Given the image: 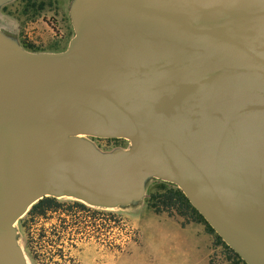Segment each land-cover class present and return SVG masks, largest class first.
<instances>
[{
	"label": "water",
	"instance_id": "obj_1",
	"mask_svg": "<svg viewBox=\"0 0 264 264\" xmlns=\"http://www.w3.org/2000/svg\"><path fill=\"white\" fill-rule=\"evenodd\" d=\"M68 16L60 51L0 21V264H29L16 222L39 199L136 208L152 179L264 264V0H71Z\"/></svg>",
	"mask_w": 264,
	"mask_h": 264
},
{
	"label": "rangeland",
	"instance_id": "obj_2",
	"mask_svg": "<svg viewBox=\"0 0 264 264\" xmlns=\"http://www.w3.org/2000/svg\"><path fill=\"white\" fill-rule=\"evenodd\" d=\"M70 1L13 0L5 4L1 16L13 26L23 47L33 46L31 51H60L67 47L73 35L68 16ZM92 140L101 150L129 144L123 138ZM158 182L163 181L152 179L148 183L146 196L138 207L110 210L122 218V226L111 224L107 230L102 216L88 218L79 212L76 217L80 225H75L73 233L69 232V239L61 241L49 240L55 241L52 230L60 229L59 217L64 215L53 214L48 221L32 222L25 213L16 226L29 264H42L41 260L45 264H64L59 250L73 258L67 264H233L223 247L215 244L214 234L204 223L185 222L175 213L172 216L155 213L149 207L148 194ZM59 200L72 202V199ZM84 218L87 227L76 230ZM40 233L45 236L39 237Z\"/></svg>",
	"mask_w": 264,
	"mask_h": 264
},
{
	"label": "trees",
	"instance_id": "obj_3",
	"mask_svg": "<svg viewBox=\"0 0 264 264\" xmlns=\"http://www.w3.org/2000/svg\"><path fill=\"white\" fill-rule=\"evenodd\" d=\"M24 46V48L26 49L33 50V46ZM147 204L149 205V207L152 208L155 213L165 212L169 216H172L175 213L182 217L185 222L192 221L204 223L207 230L214 234L215 244L223 247L224 251L227 254V258L231 260L233 264H245V262L229 246L225 244L221 237L216 234V232L207 223L203 216L199 214V212L191 205V203L183 194V192L175 185L169 184L167 182L156 183L154 190L150 191L148 194ZM79 212L86 214L88 218L95 217V215L102 216L103 226H105V229L107 228V230L108 228L112 227L111 224L115 227L123 225L122 218L120 216H117L114 212H111L110 210H96L76 200H72V202L66 203L64 201L59 200L58 198L51 196H46L39 199L29 208L26 213L28 216V220L32 222L39 219L48 221L52 218L53 214H57L58 216L64 215L62 217H59L60 229L54 231L52 230V233L55 234V241L49 240L50 242H56L57 240L61 241L62 239H69V232L75 230L73 229L75 228V225H80L76 217V213ZM79 222L83 223L76 230L82 231L81 228L87 227L88 221L84 218ZM70 228L72 229L70 230ZM44 236L45 235L43 233L39 234V237ZM59 251V258L64 264L73 262V258L66 256V254H64L61 250ZM54 262L58 263L57 261ZM41 263L45 264V262H43L42 260Z\"/></svg>",
	"mask_w": 264,
	"mask_h": 264
},
{
	"label": "flooded vegetation",
	"instance_id": "obj_4",
	"mask_svg": "<svg viewBox=\"0 0 264 264\" xmlns=\"http://www.w3.org/2000/svg\"><path fill=\"white\" fill-rule=\"evenodd\" d=\"M4 6H5V5H4ZM4 6H2V7L0 8V19H1L0 21L5 20V18H3V17L1 16V15H3V9H2V8H3ZM71 32H72V31H71ZM17 37H18V35H17Z\"/></svg>",
	"mask_w": 264,
	"mask_h": 264
},
{
	"label": "bare ground",
	"instance_id": "obj_5",
	"mask_svg": "<svg viewBox=\"0 0 264 264\" xmlns=\"http://www.w3.org/2000/svg\"><path fill=\"white\" fill-rule=\"evenodd\" d=\"M58 199H71V198H67V197H61V198H58ZM73 200V199H72ZM80 202V201H79ZM89 207H91V206H89ZM93 208H95V207H93ZM97 208V207H96ZM100 209V208H99ZM105 210H118V209H105ZM24 215V214H23ZM22 215V216H23Z\"/></svg>",
	"mask_w": 264,
	"mask_h": 264
}]
</instances>
